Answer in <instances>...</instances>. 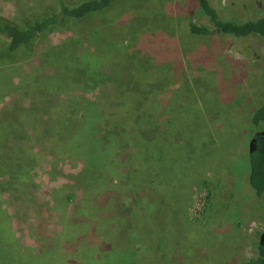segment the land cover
<instances>
[{
    "label": "rangeland",
    "instance_id": "1",
    "mask_svg": "<svg viewBox=\"0 0 264 264\" xmlns=\"http://www.w3.org/2000/svg\"><path fill=\"white\" fill-rule=\"evenodd\" d=\"M209 1L236 22L264 15V0ZM52 2L0 0V17L21 23ZM107 18L70 23L0 59V264H226L255 256L264 194L249 183L248 151L258 131L236 124L264 99V39L215 31L185 43L184 20L211 25L198 0H132ZM115 20L116 31L102 29ZM165 62L174 68L154 66ZM142 73L158 114L140 130L136 120L117 121L118 140L123 132L136 139V129L144 139L137 146L126 138L120 151L103 137L94 106L78 101L109 91L121 104L124 91L144 90ZM83 113L100 136L90 158L82 137L72 153L65 145ZM156 134L170 144L157 146L159 155L147 149ZM87 159L109 172L91 179Z\"/></svg>",
    "mask_w": 264,
    "mask_h": 264
},
{
    "label": "trees",
    "instance_id": "2",
    "mask_svg": "<svg viewBox=\"0 0 264 264\" xmlns=\"http://www.w3.org/2000/svg\"><path fill=\"white\" fill-rule=\"evenodd\" d=\"M120 1H124L122 3L117 4ZM132 0H78V1H71V0H53V2L47 7L48 10L42 13H37L36 15H33L29 18L21 17V23H17L14 21H9L5 19L4 17H0V41L3 45L0 44V59H12L14 55L22 48H30V45L33 41L39 39L41 36H46L49 33L59 30L61 28H65L70 23H76L78 21H82L94 16H104V18L108 17L107 19H111L114 17V15H118L121 12L126 10L127 4ZM201 6V10L205 14V16L210 21L211 25L205 24V23H195L192 19L188 18L184 20L183 24L185 26L186 34L181 35L182 41L185 43L189 42V39H193L194 41L201 40L206 37L212 36L215 31H218L220 34L228 35L233 38H235L238 41H244L246 39L250 38H262L264 39V15L257 18V19H249L242 22H236L233 20H230L228 18L223 17L218 10L210 3L209 0H198ZM120 10V12H118ZM106 20V19H104ZM105 22V21H104ZM106 23V22H105ZM116 23V20L113 21L110 26L107 24V26H103V28H106L107 30L116 31L114 30V24ZM113 25V26H112ZM116 34V33H115ZM113 38L115 37L112 35ZM192 40V41H193ZM158 52V51H157ZM149 54V52H147ZM135 56V54H131ZM147 61H150L149 58H147ZM135 62V61H134ZM155 63V62H154ZM162 66L163 68L170 71V67L174 68L172 62H165V64H159L156 63L154 66ZM170 66V67H169ZM147 69L150 70L149 67ZM174 72V69H173ZM142 83L144 84L142 91L141 88H136L137 91H139V94L132 91H124L125 99L122 101V103H115V97L114 94L110 93L109 91H102L97 97L94 99L93 102L90 100H87L86 102L78 101L83 107H87L88 105L94 106V108L91 107V109L94 110L96 116L100 118L101 126H103L106 130V133L103 134V137L108 140V143L111 146L118 145L119 150H125V148H128L127 145H129V142H127V139L130 141V143H134L137 146H140L142 142H144V139L140 137V135L137 133L138 130L136 129L134 133V137L136 139H129L131 138V134H125V132L121 133L123 137L118 140V137L116 138V134L118 133V124L117 121L120 120H126V122L129 124L134 122L133 120H136L137 122V128H139L141 125L144 127H149L151 125V118H154L156 116V112H152L156 106H153L154 104H158L156 102L155 97V91H151L150 94L147 95V91H149V87L153 86L152 81H147L148 79L145 78L144 73L141 74ZM131 95H134V97H137L138 99L141 98L138 101L140 103L136 104L134 102L130 101ZM135 98V100L137 99ZM159 100V99H158ZM160 102V101H159ZM92 103V104H91ZM143 103V105H141ZM119 104L120 106H118ZM118 106V110L116 112H113V108ZM161 106V105H159ZM170 106V104L166 105L164 109L166 110ZM159 108V107H158ZM130 112L133 113V117L129 118L128 114ZM65 113H69V111H65ZM235 111L231 112L230 116L233 118H237V116L234 114ZM125 116L124 118H119L121 115ZM240 117L238 118V126L247 125L250 126L252 129H255L256 133H254V136L256 137V146L254 150L249 149L248 151V166H249V174L248 179L251 187L253 188L254 192L258 197H261L264 194V134H261L259 129L262 126V123L264 122V99L261 101V104L254 107L252 110L245 109L242 112L238 113ZM69 115V114H67ZM62 116V114H61ZM60 116V117H61ZM71 118H73V115H70ZM85 117L84 123L81 125V127L77 128V133L72 134L71 138H69V141H65V145L70 148L69 153H72L73 148L76 146L77 139L79 137H82L84 143H88V148H85L81 151L82 146L79 145L81 148L78 152L81 151V154L85 156V158H90V155H93L94 153H98L99 151L94 150L95 147L101 145L97 143L98 140H100V136H96L94 133V130L88 128V124L86 123V113L77 116L79 119H82L81 117ZM58 118V117H56ZM62 118V117H61ZM150 119V120H149ZM62 120V119H61ZM64 121V120H63ZM236 120H234L235 122ZM131 124L129 127H131ZM136 123H134V126ZM140 125V126H139ZM235 126V124H233ZM133 126V127H134ZM141 128V127H140ZM139 128V130H140ZM74 129V128H73ZM71 129V130H73ZM90 129V130H89ZM85 137V139H84ZM1 139V138H0ZM71 141V142H70ZM149 142V143H147ZM147 145L149 146V150H151L152 154L159 155L160 149L158 148L159 145L163 146H169L168 142H164L161 137H159V134L154 135L151 139L147 141ZM83 143V144H84ZM125 143V144H124ZM140 143V144H139ZM109 144L105 145V151L106 153H110L111 149H109ZM153 148V149H151ZM172 148V146H170ZM116 150V149H115ZM146 147L142 148V151L145 152ZM142 152V154H143ZM159 159V157L157 158ZM88 160V159H87ZM93 161V159H90L87 161V165L85 166L86 169L91 170V179H97L95 176L103 171L109 172V169L104 166L101 167L98 163L89 164ZM119 162H122V160L119 159ZM157 164V163H156ZM115 167L117 165L115 164ZM101 175V174H100ZM131 178H133V174L131 175ZM97 181V180H96ZM161 184H157L156 186H160ZM165 193L168 194V189H165ZM149 193L144 194L142 199L146 201V196H148ZM162 195L160 192L158 197ZM154 198L153 201H156L157 197ZM151 198V199H152ZM151 201V200H150ZM148 204L146 206L153 205V203L146 201ZM146 204V203H145ZM145 206V207H146ZM154 208V207H150ZM170 224H173V226H176L178 228H181L180 223L178 221H175L174 218H169ZM157 226L162 227L161 222L155 221ZM166 224L163 226L166 227ZM259 233L255 232V236ZM264 234V232H262ZM258 237L261 238V233L258 235ZM258 241V240H257ZM253 246H255V256L249 258V259H241L238 262H232V263H226V264H264V242L260 241L259 243H252Z\"/></svg>",
    "mask_w": 264,
    "mask_h": 264
},
{
    "label": "flooded vegetation",
    "instance_id": "3",
    "mask_svg": "<svg viewBox=\"0 0 264 264\" xmlns=\"http://www.w3.org/2000/svg\"><path fill=\"white\" fill-rule=\"evenodd\" d=\"M261 134H264V130L260 131ZM255 146H256V137L253 136L251 141H250V149L251 150H254L255 149ZM261 238H262V241L264 242V236L263 234L261 233Z\"/></svg>",
    "mask_w": 264,
    "mask_h": 264
},
{
    "label": "water",
    "instance_id": "4",
    "mask_svg": "<svg viewBox=\"0 0 264 264\" xmlns=\"http://www.w3.org/2000/svg\"><path fill=\"white\" fill-rule=\"evenodd\" d=\"M263 236H264V234H263Z\"/></svg>",
    "mask_w": 264,
    "mask_h": 264
}]
</instances>
